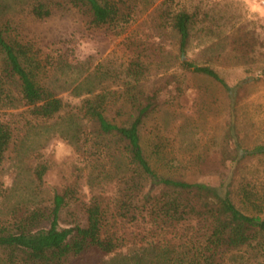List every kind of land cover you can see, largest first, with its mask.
Masks as SVG:
<instances>
[{"label": "rangeland", "instance_id": "1", "mask_svg": "<svg viewBox=\"0 0 264 264\" xmlns=\"http://www.w3.org/2000/svg\"><path fill=\"white\" fill-rule=\"evenodd\" d=\"M162 1L127 0L128 23L94 28L85 9L65 0H0V27L30 48L41 66L38 83L63 102L49 121L33 118L19 101L0 106V121L13 131L0 167V224L10 222L20 205H49L54 189L75 188L85 201L100 196L110 204L107 232L121 247L111 256L91 252L77 264L117 261L143 242L191 232V225L167 228L142 221L139 214L137 222L117 216L114 185L126 171L123 161L110 152L97 154L94 125L79 112L84 100L110 91L115 95L107 118L117 124L125 119L116 113L129 80L123 72L133 57H140L147 70L140 88L145 93L161 89L159 103L165 101L140 132L151 166L163 173L151 154L152 145L161 141L166 157L179 160L183 179L215 184L231 177L236 186L249 183L264 193V155L246 157L234 167L222 162L235 146H264V0H173L199 12L186 59L213 69L228 87H236L232 95L211 79L182 70L176 37L157 20ZM38 2L50 9L49 17L33 16ZM176 85L181 93L174 95ZM11 90L18 99L16 86ZM39 165L48 166L42 181L34 175Z\"/></svg>", "mask_w": 264, "mask_h": 264}, {"label": "trees", "instance_id": "2", "mask_svg": "<svg viewBox=\"0 0 264 264\" xmlns=\"http://www.w3.org/2000/svg\"><path fill=\"white\" fill-rule=\"evenodd\" d=\"M65 1L73 8L85 9L94 28L124 26L130 20L127 0ZM124 7L126 13L121 11ZM32 14L43 19L51 11L38 2ZM156 16L159 25L176 37L182 70L211 79L231 95L235 93L236 87H228L213 69L186 59L199 22L197 10L164 0L157 6ZM40 71L30 48L0 27V106L19 101L33 118L49 121L56 117L63 102L38 83ZM146 71L140 57L127 63L123 74L129 80L120 99L125 109L121 107L116 113L125 117L120 123L106 116L115 95L110 91L84 100L79 112L94 125L91 137L97 154L110 152L111 157L123 161L126 171L114 185L118 200L113 209L117 216L137 222L139 214L142 221L167 228L191 225V232L177 239L143 242L134 253L120 255L117 261L110 258L104 264H264V193L249 183L236 186L231 177L215 184L183 179L179 160L166 157L161 141L152 145L151 154L163 173L145 157L140 132L165 102L159 103L161 89L145 93L140 88ZM11 85L16 86L18 99ZM180 91L176 85L174 95ZM12 139V128L0 121V167ZM232 151L233 155L222 156V162L229 161L234 167L246 157L264 155V146L252 150L235 146ZM47 170V165H39L34 171L36 180L42 181ZM3 194L0 183V198ZM52 194L49 205H20L13 210L16 214L10 222L0 224L3 264H77L91 252L111 256L121 247L119 240L107 232L110 204L105 199L93 195L88 201L82 200L72 187L54 189Z\"/></svg>", "mask_w": 264, "mask_h": 264}]
</instances>
